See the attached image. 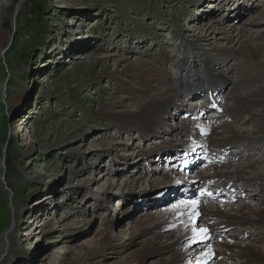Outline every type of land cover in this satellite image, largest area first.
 <instances>
[{
	"label": "rangeland",
	"instance_id": "rangeland-1",
	"mask_svg": "<svg viewBox=\"0 0 264 264\" xmlns=\"http://www.w3.org/2000/svg\"><path fill=\"white\" fill-rule=\"evenodd\" d=\"M29 1L0 0V153L8 150L4 159L0 156L4 165L3 175L0 173V239L12 233L13 257L8 264H58L59 257L70 255L74 259L76 250L93 242L106 228V219L109 225L114 224L108 233H118L123 240L126 249L122 252L143 250L139 243L129 240V230L165 221L169 215H165L166 209L178 206L177 200L168 201L171 194L181 195L185 205L191 203L197 181L190 178L201 170L198 166L186 168V154L180 155L181 162L178 159L176 165L178 173L184 175L177 174V180L186 188L195 185L185 194L168 190L170 182L162 179L160 169L166 168L164 161L170 154L165 152L174 141L159 137L145 141L139 137L136 123L129 131L131 135L124 134L100 110L109 107V112H120L118 115H137L151 104L160 106L159 102L166 99L161 91L156 95L160 88L157 80H173L195 57L211 58L214 67L224 66L225 74L210 72L220 76L209 79L217 92L203 83L208 75L186 79L196 86L194 89L183 84L181 89L183 78L173 81L171 88H179L183 100L168 108L173 126L196 123L191 114L204 100L214 103L211 112H229L226 107L235 97L244 98V93L252 102L250 92L264 88V61L247 52L237 53L232 60L222 59L239 47L237 40L246 34L253 36V49L264 54V0H36L35 14L29 12L24 17ZM236 7L243 10L241 14L234 13ZM186 59L187 64L176 72L175 64ZM135 62L142 67L134 78ZM239 70L253 74L241 91L234 87ZM195 71L203 74L206 69L197 64ZM143 74L150 80L146 82ZM237 116L224 125L252 139L253 156L245 157L240 143L227 146L225 153L236 157L228 158L230 165L254 164L264 175V138H257L264 104H250L246 113ZM162 118L150 115L143 120L147 123ZM213 120L203 118L202 124L194 126L215 129L209 144L220 140L225 132L220 128L222 122ZM172 124L161 129L168 136ZM153 126L146 124L144 130ZM189 128L193 129L191 124ZM29 143L31 149L27 150ZM157 146L165 151L158 152ZM144 149L157 152L147 159ZM136 163L147 173L134 175ZM244 175L237 184L245 183ZM222 191L220 188L215 193ZM185 195L191 201H183ZM211 201L208 208L218 200ZM219 204H224L221 209L231 216L237 213L236 207L244 205L233 208L226 201ZM248 208H252L250 203L245 205V212L251 216ZM213 242L209 238L189 247L208 256L221 249ZM261 243L259 251L264 255ZM115 253H107L103 264H120ZM158 258L149 256L147 264H157Z\"/></svg>",
	"mask_w": 264,
	"mask_h": 264
},
{
	"label": "bare ground",
	"instance_id": "bare-ground-1",
	"mask_svg": "<svg viewBox=\"0 0 264 264\" xmlns=\"http://www.w3.org/2000/svg\"><path fill=\"white\" fill-rule=\"evenodd\" d=\"M243 9L245 10L246 8L244 7ZM234 11V13L238 15L241 14L243 10L239 7H236ZM252 38V35L246 34L245 37H242L240 40H237V44L239 45V47H234V50L226 53V55H223L222 62L226 60H232L233 58H236L237 53L242 55L243 52L249 53L255 59L257 57H260L262 61H264V54L261 53L258 48L253 49L254 46L252 45ZM240 42L242 44H239ZM239 48L242 49L238 50ZM93 57L95 56H91V59H94ZM124 60L125 59H122L123 62L128 64ZM218 60L220 59H217L216 61ZM186 61L187 59L184 62L176 63L175 71L179 73L178 69L182 68V64H187ZM214 62L215 61H213L211 58H208L206 61L205 59L195 57L192 61H188V65H185L183 67L182 74L173 77V80L165 78L157 80L156 83L160 86V88L158 87L156 95H160L163 93V96L166 99L161 103L159 102L160 106H154L153 104H151L149 106H146V108H141L137 115L133 112L125 113L124 111V113L118 115V113L120 112H109V107H104L100 110V112H103V115L106 116L107 119H111L113 121L114 127H116V129L117 127H121V131H123L124 134L127 133L128 135H131L129 131L133 130H130L133 126L132 124L136 123V131L140 132L139 137L144 139L145 141H150L151 138L155 137H159V139H161L162 141H174L171 144L172 148L165 152L170 154L168 155V157H166L164 161L166 168L160 169V172L162 173V179L165 178L166 181L170 182L168 186V190L170 191L174 189L177 190L176 192H184L188 190V192L190 193V191L195 185L193 184L190 187L186 188L185 186L181 185L177 180V178L182 177L184 175L182 173H178L179 169L176 165V163H178L177 160L179 159L180 161L181 159L180 155L186 154V157L184 158V160L188 163L185 164L186 168L198 166V171L201 170L199 175H196V173L192 177V179L190 178V180L198 181L199 178L204 177V170L206 168L203 166L204 161L202 160V155H200L198 149L207 146L209 136L212 133V129L205 127L195 128L194 126L196 123L202 124V119L207 118L208 121L210 120V116L214 117V119L225 118L226 121L227 118L232 119L235 118L236 115L246 113V109L250 106V104L254 107H258L264 104V88H261L255 92H250V95H252L253 97L252 102H249L247 100L248 93H244V98L240 96L235 97V99L232 101V104L229 107H226L229 112H211L214 103L210 101L201 102L199 105L197 104L196 106H194V111L191 114L192 118L197 120L196 123L187 122V124H185L183 122H178L177 127L173 126L172 115L170 112H168V108L169 106H171L172 108L176 106L175 102L177 101L183 103V100L179 88H171V86H173L172 82H179V79L183 78L182 82L179 84L180 88L182 89V84L188 87L189 83L191 82L187 81L186 79L193 80L195 77H203L204 75H208L207 79L208 81H210L209 79L212 80V77L214 79H218L220 76H224L225 71L222 70L224 66L221 68H219V66L214 67ZM197 64L200 66L203 65L206 69V72L200 74L199 72L195 71ZM126 66L128 67V65ZM141 67L142 65H140V63L135 62L134 68L137 70V72H132L134 78L139 76L138 70H140ZM124 70L126 71L127 68H125ZM213 71L215 73H218L220 76L215 74V76L212 75L211 73H213ZM149 73L153 77L154 73ZM252 75V72H247L243 70L237 71L234 80V87L238 88L241 91L242 86H244V84L247 86L249 78ZM143 78L146 82L150 80L146 77L145 74H143ZM167 85L169 86L166 87ZM194 87L196 86H192V84L189 85L190 89H194ZM202 87L203 86H201V88ZM211 87L212 84L210 88ZM201 88L199 89L200 91H202ZM140 91L147 92V90L145 89H142ZM159 91H161L162 93H160ZM213 91L217 92V90ZM217 97L219 98V94H216V98ZM173 99H175L174 102H172ZM150 115L152 117L163 118L161 119V121H156L153 119V123H144V121L146 120L145 118L149 117ZM261 123L262 125L257 132L258 140L264 138V119L261 121ZM146 124H153L155 126L151 127V129L149 130H144ZM166 124H168V126L172 124V126H170V131L168 132L169 136L167 135V131L161 130ZM190 124L193 129L189 128ZM223 127L225 128L224 135H222L218 144L216 143L217 151L219 154L218 163L220 167V188L223 189L222 194H217L215 192H207L206 195L202 196L200 195L198 190L196 201L193 200L191 203L186 205L181 202V195H169L168 201L171 199L177 200V202L175 203H178V206L173 205L170 208L166 209L164 213L165 215L169 213V215L167 217H160H165V221H159L160 223H157L153 227L142 226L135 229L131 228L129 230V240L137 244L139 243L143 247V250L140 251L134 248L131 249L129 252H122L126 249L124 247L123 240L120 238L118 233L117 235L108 233L107 229L112 228L114 224L109 225V219H106L103 222L106 228H102V230L97 233L96 237H93V242H91L90 244L86 243L88 245H85V247L81 248L78 251L76 250V253L73 254V257L76 258L72 259L71 255L70 257H59L60 259H57L58 264H103L104 257L106 256V254L109 252L114 253V251L116 252L115 254L118 255V261L120 262V264H147L148 257L151 255L159 256L157 264H263L264 255L261 254V252L259 251V246L261 242H264V208H259L251 202L250 205L252 206V208H250V210L248 208V211H250L251 216L247 215V213L245 212V204L242 207H236L237 213L233 216H231L230 213H226L225 211H223L221 209L220 204L215 203V206L208 208V206H210L209 202H211V200L218 199L219 195L227 196L229 195V193H231V190L233 189H236L237 192H239V197L237 198V201H244V193L246 188H251L254 190V192H256L257 190H264V175H261L257 172L254 164H249L247 167L239 166L233 168L234 166L231 167L228 157L222 154V151L225 152V148L227 146L233 145L235 143H240L244 147V150L242 152L245 153V157L251 158L253 156V148L250 147V142L252 139L244 135L240 130L225 127L224 125ZM156 129L159 130L157 131ZM204 136L207 138H205ZM126 145L127 144H125V146ZM26 146L28 147L27 150L31 149L30 143ZM157 149L159 150L158 152L165 151L163 150V148V151H160V146H157ZM157 149H150L149 151H147L148 149H144L142 150V153L148 159L149 156L154 157L153 155L155 152H157ZM7 151L8 150L0 153V156L3 159L7 156ZM231 158L235 160L236 157L231 156ZM231 168H233L234 170L232 171ZM138 171L140 173H147L145 170L142 169L140 164L136 163V166L134 167L133 171L134 175L135 172L140 175ZM3 172L4 165L3 162L0 161V173H2L3 175ZM129 174L131 175V173ZM177 174L179 175V177L177 176ZM242 174H245L244 176H246V181L243 184H237V179L242 177ZM103 176H106V180H108V174L106 172L103 174ZM175 186L178 188H176ZM112 196L113 195H111V197ZM222 197L223 196H221V198ZM185 198L190 199L188 195H185ZM196 206L200 207V209H198ZM233 208L235 207L233 206ZM211 219L216 220V223H210ZM166 220L168 222L164 223L166 222ZM238 228L239 230L236 231V229ZM230 229L231 232L227 233ZM120 233L121 232H119V234ZM230 233L237 234L234 235ZM242 235L244 237V241L240 240V237ZM4 236L5 234L3 235V238ZM211 236H216L215 240H218V237L220 236L218 244L221 246V249L219 250V252L215 251L209 254L208 256H203L200 253H197L198 250L196 248H198L199 246L195 247L196 250L190 249L189 246L192 243L203 242L211 238ZM11 237L12 233L9 234L8 237H6L5 239H0V259L2 258V260H4V262H0V264H8L9 259L13 257V245L11 243ZM160 240H164L165 242H167V244L163 243L162 245H160ZM249 241L252 242L250 243ZM5 256L7 258L6 261ZM165 256L168 257L164 258Z\"/></svg>",
	"mask_w": 264,
	"mask_h": 264
},
{
	"label": "trees",
	"instance_id": "trees-1",
	"mask_svg": "<svg viewBox=\"0 0 264 264\" xmlns=\"http://www.w3.org/2000/svg\"><path fill=\"white\" fill-rule=\"evenodd\" d=\"M35 2H36V0H30V1H29V5H27V7H26V8H27V11H26L25 14L22 15V16L26 17V16L29 14V12H30V13L32 12V14H33V13L35 14L36 9H33V6H34ZM25 15H26V16H25Z\"/></svg>",
	"mask_w": 264,
	"mask_h": 264
},
{
	"label": "water",
	"instance_id": "water-1",
	"mask_svg": "<svg viewBox=\"0 0 264 264\" xmlns=\"http://www.w3.org/2000/svg\"><path fill=\"white\" fill-rule=\"evenodd\" d=\"M16 9H17V8H16ZM198 152H201L200 155H202V160L204 161V160H205V155H206V153H207V146L204 147V148H200V149H198Z\"/></svg>",
	"mask_w": 264,
	"mask_h": 264
},
{
	"label": "snow or ice",
	"instance_id": "snow-or-ice-1",
	"mask_svg": "<svg viewBox=\"0 0 264 264\" xmlns=\"http://www.w3.org/2000/svg\"><path fill=\"white\" fill-rule=\"evenodd\" d=\"M203 231V230H202Z\"/></svg>",
	"mask_w": 264,
	"mask_h": 264
}]
</instances>
